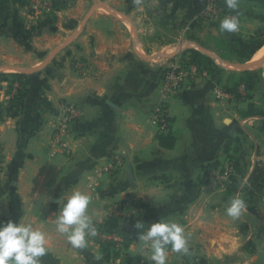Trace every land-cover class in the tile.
Wrapping results in <instances>:
<instances>
[{
    "label": "crops",
    "instance_id": "0c3cea01",
    "mask_svg": "<svg viewBox=\"0 0 264 264\" xmlns=\"http://www.w3.org/2000/svg\"><path fill=\"white\" fill-rule=\"evenodd\" d=\"M105 5L109 14L96 8L73 45L72 54L92 59L88 75L65 61L47 66L58 55L54 51L23 52L17 37L0 34V224L21 222L42 230L48 252L41 264H118L104 257L98 239L75 249L56 231L64 194L75 189L91 197L88 214L96 227L115 205L121 207L116 232L129 238L126 252L139 256L132 264H152L134 225L143 221L147 228L161 219L182 225L189 237V253L169 250L166 264H264V116L241 114L250 102L263 105L264 54L255 59L264 43L246 67L223 68L228 75L259 74L262 88L251 100L221 97V77H200L170 100V131L161 134L150 124L160 100L161 70L189 39L167 33L171 24L163 25L161 16L176 10L156 0ZM197 10L198 5L187 6L178 14L189 19ZM17 73L27 84L12 95L16 84L10 85V78ZM65 102L83 110L69 153L50 147V122ZM233 153L241 168L237 189H208L207 171ZM114 156L122 165L100 173L101 164ZM237 193L247 208L233 219L226 208Z\"/></svg>",
    "mask_w": 264,
    "mask_h": 264
},
{
    "label": "rangeland",
    "instance_id": "374dc122",
    "mask_svg": "<svg viewBox=\"0 0 264 264\" xmlns=\"http://www.w3.org/2000/svg\"><path fill=\"white\" fill-rule=\"evenodd\" d=\"M117 1L135 4L134 0H0V34L5 33L17 37V43L20 46L23 45L20 50L23 52L25 50L32 51V49H47L49 50L48 53L54 51V56L56 54L58 55L54 58L55 61H52L53 63L48 61L47 66H50V64L59 65L65 61L78 74L88 75L90 74L93 61L91 58L72 54L74 51V41L86 30L87 21L90 19L91 14L97 11L96 8H99L97 12L109 14V10L104 8V6H108L105 5V3L112 4ZM147 1L149 0H141L140 4ZM156 2L159 3V5L161 3L164 6H169L171 9L173 8L176 10V13L173 12L170 15L161 16V22L163 25H166L167 23L171 24L166 28L168 34L181 32L182 36L186 37L191 32V34H195V37L201 39L202 42L211 46L215 45V41L221 40L224 37L247 41L250 40L257 31H260V34L256 38L264 37V9H262L259 4L264 2V0L239 1V7H243V10L247 14L246 16H243L245 19L239 21V31L231 34L221 32L219 28L220 21L225 16L234 15L228 8H226L222 0H156ZM193 5H198V10L189 19V15H187L186 20L184 18L185 16L178 14L179 9L187 6L193 7ZM91 8L92 10L89 11ZM252 16L256 17L253 18ZM191 19L194 21H189ZM185 22H187V24L181 28V25ZM190 23H193L191 29L185 30ZM202 25H204V27ZM64 41L66 42L63 43ZM192 42L196 41L192 40ZM59 45L63 46L57 48ZM221 60L226 63H221L219 67L224 65L226 69H229L228 67L231 66H239L242 68L239 64L234 65V62L236 61L224 60L222 58ZM255 60L260 59L256 58ZM229 64L232 65L229 66ZM216 66L218 65L216 64ZM6 71L17 72L15 70ZM224 73L219 72V74H222V76H220L221 80L226 83L229 75L225 71ZM74 104L78 105V103ZM117 157L121 160L119 156H114V160ZM112 159L102 163L101 166L110 163ZM120 162L122 165V160ZM227 186L228 184L225 187L207 184V188L212 191L218 189L227 190ZM125 243L126 238H124L122 244H116L122 252ZM169 250H171L170 246L168 251ZM122 252L119 256L115 257L114 262H117L118 264H129L126 255ZM135 258L138 259L139 256H135ZM184 259H187V257L185 256ZM120 261L121 263H119ZM131 262L133 261H130V264H132Z\"/></svg>",
    "mask_w": 264,
    "mask_h": 264
},
{
    "label": "clouds",
    "instance_id": "9594fccd",
    "mask_svg": "<svg viewBox=\"0 0 264 264\" xmlns=\"http://www.w3.org/2000/svg\"><path fill=\"white\" fill-rule=\"evenodd\" d=\"M140 2L141 0H134L137 5ZM225 4L234 12L239 8V0H225ZM219 28L221 32L237 33L238 15L225 16L220 21ZM90 201L91 197L85 192L71 190L64 194L59 213L55 216L56 231L65 236L75 249L86 248L89 240L98 234L97 227L88 214ZM246 208L245 200L237 193L230 199L226 214L237 219ZM134 227L141 230L138 240L146 246L152 264H166L169 246L172 252L185 255L189 253V237L184 227L178 223L161 219L145 228L143 221H137ZM46 243L45 233L31 224L13 221L0 224V264H41V258L48 252ZM95 258L97 261L101 259L99 255Z\"/></svg>",
    "mask_w": 264,
    "mask_h": 264
},
{
    "label": "built area",
    "instance_id": "2783aa9c",
    "mask_svg": "<svg viewBox=\"0 0 264 264\" xmlns=\"http://www.w3.org/2000/svg\"><path fill=\"white\" fill-rule=\"evenodd\" d=\"M189 43V44H186ZM182 42L181 52L175 58L169 60L166 66L163 68L165 73L161 78V88H160V100L158 104L154 107L150 124L159 133H167L170 131L171 123V111L169 107L170 100L180 94V92L191 82H194L196 79L208 78L210 77L207 70L197 66L193 63L185 62L182 58V50L185 48L197 49L196 42L188 41ZM194 44V46H193ZM189 45V46H188ZM193 46V47H192ZM210 51L209 57L219 66L221 63H226L218 56V54L212 50ZM222 68H225L224 65ZM229 68V67H228ZM15 90L13 94H16V91L19 88V84L15 83ZM239 93L245 95L246 89L243 84L239 86ZM218 95L221 97H230L232 95L227 92L224 88H218ZM83 111L81 107L74 103H63L60 105V112L53 117L51 123L52 131L50 138V147L54 150H64L69 153L72 151L70 147V139L72 138L74 131V122L82 118ZM121 160L117 157L114 158L110 163L102 165L100 168V173H111L116 170L121 165ZM234 160L227 158L222 165L216 168H211L206 173V180L209 182V185L213 184L219 187H225L230 182V177L235 171ZM121 207L115 205L112 210V214L115 216L121 215ZM98 234L96 239L100 241L109 240L115 242L116 244H122L124 242V236L115 232H103L98 227Z\"/></svg>",
    "mask_w": 264,
    "mask_h": 264
},
{
    "label": "trees",
    "instance_id": "16d2710c",
    "mask_svg": "<svg viewBox=\"0 0 264 264\" xmlns=\"http://www.w3.org/2000/svg\"><path fill=\"white\" fill-rule=\"evenodd\" d=\"M225 4V0H222ZM241 1V0H239ZM258 1V0H256ZM262 9H264V2L259 3ZM226 6V4H225ZM227 8V7H226ZM232 14L240 16H246V12L243 10V7H239L235 12L230 10ZM253 18L256 16H252ZM203 26V25H202ZM200 27V26H199ZM204 27V26H203ZM181 29V28H180ZM191 31V30H190ZM260 34V31L255 32L254 36L250 38V40L242 41L241 39H234L229 37H224L221 40L215 41V45L211 46L209 44H206L201 41V39L195 37V34L187 35L185 38L189 40H193L196 42H199L202 46L207 47L209 50L215 51L219 57H221L224 60H233L236 62L244 63L253 57V53L263 45L264 43V37H258ZM182 58L185 62L196 64L197 66L205 69L208 71L209 75L213 78L218 77L220 79V76H218L219 72L225 71L222 67L216 66L213 59L209 57L208 55L196 50V49H187L182 52ZM165 73L164 69L161 70V78L163 74ZM18 83L19 84V91L22 92L27 84L26 78L23 75H15L12 78H10V85ZM243 84L246 89L245 95H241L239 93V86ZM263 82H261V77L259 74H255V71L252 70H244L239 73H230L229 78L227 82L224 84L223 88L229 92L231 95L234 96L236 100L239 101H246L251 100L253 98V94L257 91L261 90ZM261 102L263 103L262 106H256L255 103L250 102L246 110H241V114L243 116L248 115H261L264 116V92L261 97ZM15 105L9 109V112L11 115H14L13 111H15ZM12 110V111H11ZM231 159L234 160L235 165V171L230 177V182L227 186V191L234 192L237 189V185L239 182L238 175L241 172L240 163L238 158L235 156V154H230L229 156ZM121 217L115 216L111 214L107 220L102 223L98 228L103 232H115L120 221ZM126 238V243L123 245V252L121 249H119L115 242L105 240L100 241L102 253L105 258H115L116 256H119V254L122 252L124 255H126L128 263L130 261H134L135 257L130 256L126 250L129 246V238L127 236H124ZM126 260V259H125Z\"/></svg>",
    "mask_w": 264,
    "mask_h": 264
},
{
    "label": "water",
    "instance_id": "95a60500",
    "mask_svg": "<svg viewBox=\"0 0 264 264\" xmlns=\"http://www.w3.org/2000/svg\"><path fill=\"white\" fill-rule=\"evenodd\" d=\"M195 44H196L197 49L199 48L201 51H203L207 55H210L211 54L210 51L207 50L206 48L201 47L198 43H195ZM231 65L232 64H229V66H231ZM234 65H236V64H234ZM239 65H241L242 67H246L245 64H241L240 63ZM231 67H239V66H231Z\"/></svg>",
    "mask_w": 264,
    "mask_h": 264
},
{
    "label": "bare ground",
    "instance_id": "6f19581e",
    "mask_svg": "<svg viewBox=\"0 0 264 264\" xmlns=\"http://www.w3.org/2000/svg\"><path fill=\"white\" fill-rule=\"evenodd\" d=\"M264 54V47L256 54L257 59H261Z\"/></svg>",
    "mask_w": 264,
    "mask_h": 264
}]
</instances>
